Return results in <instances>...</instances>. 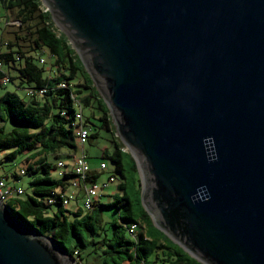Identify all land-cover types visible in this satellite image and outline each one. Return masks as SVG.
<instances>
[{
	"label": "water",
	"instance_id": "95a60500",
	"mask_svg": "<svg viewBox=\"0 0 264 264\" xmlns=\"http://www.w3.org/2000/svg\"><path fill=\"white\" fill-rule=\"evenodd\" d=\"M132 155L153 225L264 264V0H41ZM0 264H77L0 200Z\"/></svg>",
	"mask_w": 264,
	"mask_h": 264
},
{
	"label": "trees",
	"instance_id": "16d2710c",
	"mask_svg": "<svg viewBox=\"0 0 264 264\" xmlns=\"http://www.w3.org/2000/svg\"><path fill=\"white\" fill-rule=\"evenodd\" d=\"M0 2L4 15L12 13L18 22L13 40L3 43L4 49H0V163L26 153L30 154L25 160L35 159L24 170V174L32 175L30 192L10 194L5 200L14 217L51 237L77 264H202L153 225L141 204L140 178L133 157L129 171L134 188L128 191L127 170L122 160L125 146L115 135L108 108L41 0ZM43 50L49 62L41 56ZM40 57L44 63L39 62ZM79 80L81 83H75ZM60 81H65L66 86L59 87ZM9 83L13 85L11 89ZM81 88L86 92L82 94ZM17 89H25L26 94L20 96ZM28 89L44 90V93L29 95ZM71 95L80 108L81 103L90 106L92 101L96 102L98 116L93 111L84 116L81 109L86 127L93 123L92 119L97 120L96 129H90L89 139L97 137L100 129L110 132L113 145L110 159L122 179L118 183L121 195H114V202L107 205L98 202L89 211L80 207L70 210L62 205V195L66 194L68 180L74 175L52 177L50 170L56 168V163L45 159L52 155L57 161L62 148L77 146L73 131L76 109ZM62 110L66 115H61ZM12 174L15 180L19 178L16 172ZM0 175L9 178L7 174ZM51 197L54 201L47 203ZM97 206L116 208L117 218L106 223ZM132 224L136 226L135 235L129 231Z\"/></svg>",
	"mask_w": 264,
	"mask_h": 264
},
{
	"label": "rangeland",
	"instance_id": "374dc122",
	"mask_svg": "<svg viewBox=\"0 0 264 264\" xmlns=\"http://www.w3.org/2000/svg\"><path fill=\"white\" fill-rule=\"evenodd\" d=\"M44 6V5H43ZM45 7V6H44ZM4 11H3V7L1 5L0 2V49L3 48L4 49V44L6 41H11L13 40L14 37V31L17 28V24L18 22L15 20V17L12 13H10L9 15H7V19H6V15H4ZM56 26V25H55ZM57 30H59V28L56 26ZM60 31V30H59ZM41 56L47 60V62H49V58L47 57L46 51L43 50V52L41 53ZM48 65V64H46ZM75 83H81V80H79L78 82ZM13 85L11 83H9V89H11ZM82 94L86 92V90L82 89ZM17 93L20 96H24V94H26V90L25 89H17ZM75 105V104H74ZM94 105H96L95 101H92L90 106L84 105L83 103H81V109L82 112L85 115H89L90 111H93L95 113V116H98V114L100 113L99 110H97ZM76 109V106H75ZM109 113V112H108ZM110 115V114H109ZM93 123H89L88 126L90 127L91 130H95V123H97L96 119H92ZM107 149L106 152H104V149ZM84 149H85V153L86 156L88 157V159L95 164L96 166L99 164L100 161L105 162L106 164V169L108 171H111V173H113L115 175V178L117 179L116 182H111L109 184L108 187L104 188L105 192H113L115 191L116 196H120L121 195V190L117 189L118 188V184L119 182L122 181V179L120 178V176L115 172L114 170V162L110 159V154L113 151V145L110 142V132L104 129H100L98 132V136L95 138H92L91 143L89 141H87L84 144ZM68 151L73 152L72 148H62L60 153H59V158L61 161H63L65 164H69L71 162V158L72 156L69 154ZM103 151V152H102ZM130 157H132V155L130 154V152L128 151L127 147H125V153L123 154V163L124 166L126 168V172L125 174L128 177V191L131 192L132 189L134 188V184L131 183V171H129V164H130ZM24 159V155L23 154H18L14 159L11 160H4L3 163H0V172L3 173L4 170L8 172L9 177H11V179L13 178L14 183L16 186L22 187L24 189V192H30V180L32 179V175L31 174H23V175H18L21 169H25L26 168V164L24 163L25 161ZM47 160L52 163L55 164L56 163V159L54 158V156L52 155H48L47 156ZM4 164L3 168L2 165ZM66 169L69 168V166L67 165L65 167ZM106 170V171H107ZM59 169L58 168H52L50 170L51 176L54 178H59L61 177L59 175ZM106 171L101 174V178H107L108 173H106ZM13 172H16L17 175L19 176V178L17 180L14 179L13 176ZM7 181V179H5ZM9 180V179H8ZM100 183V182H98ZM117 187V188H116ZM110 193H107V195H103L102 197V201L103 204H109L112 203L116 200V196H114ZM3 202V201H2ZM70 210H75V207H80L83 211V197L82 194L79 193L78 196V202L74 203L72 202L69 206ZM97 209H99L102 212V217L104 219V221L106 223H109L110 221H112L113 219L117 218L118 216V210L114 207H99L97 206ZM122 211V209H120Z\"/></svg>",
	"mask_w": 264,
	"mask_h": 264
},
{
	"label": "built area",
	"instance_id": "2783aa9c",
	"mask_svg": "<svg viewBox=\"0 0 264 264\" xmlns=\"http://www.w3.org/2000/svg\"><path fill=\"white\" fill-rule=\"evenodd\" d=\"M40 63H44L42 57L39 58ZM7 79L4 78L5 82ZM59 87H65V81H60L58 83ZM33 92H39V89H28L27 94L33 95ZM44 92H42L43 94ZM72 96V100L75 101V96ZM76 115L74 119V135L76 137L77 145L83 147L90 136V128L86 127L83 121V115L79 102L75 101ZM61 115H66L64 110L61 111ZM66 164L60 159L56 161V168H58L59 175L62 176L64 173H72L74 177L70 178L69 184L66 187V194H63V206L68 207L72 202L78 201L79 193L83 197V208L85 211H89L91 205H96L99 200V194L102 189L107 187L109 183L115 181V175L109 173L107 178L100 183L91 180V172L89 165L86 161L85 154L81 151L75 154L72 158L71 167L69 171L64 170ZM100 169L106 167L105 162H101L99 165ZM25 169H21L18 175L24 174ZM24 189L22 187L16 186L14 184L8 183L3 176L0 175V200L4 198L7 194H22ZM54 199L51 197L47 200V203H52ZM136 226L132 224L129 226V231L132 235H135Z\"/></svg>",
	"mask_w": 264,
	"mask_h": 264
},
{
	"label": "crops",
	"instance_id": "0c3cea01",
	"mask_svg": "<svg viewBox=\"0 0 264 264\" xmlns=\"http://www.w3.org/2000/svg\"><path fill=\"white\" fill-rule=\"evenodd\" d=\"M6 19H7V17H6ZM1 50H2V48H1ZM88 128H90L89 126H88ZM87 141H89L90 143H91V141H92V139H88ZM61 151V150H60ZM60 151H59V153H60ZM83 152L84 154H85V156H86V153H85V149H84V145H83V147H81V146H79V145H77L74 149H73V152H71V151H68L69 152V154L72 156V158H73V156L75 155V154H78V153H80V152ZM107 151V149L105 148L104 149V152H106ZM103 152V151H102ZM30 153H26L25 155H24V160H25V158L26 157H29L28 155H29ZM71 158V159H72ZM46 159V161L47 162H49L48 160H47V158H45ZM59 160V159H58ZM33 161H35V159H32V160H25V164H28V163H32L33 164ZM86 161H87V164L89 165V168H90V172H91V174L92 175H94V181L95 182H101V181H103V180H105V178H101V174H103L107 169H106V167L104 168V169H100V167H99V165H100V163L101 162H103V161H100L99 162V164L96 166L95 164H93L89 159H88V157L86 156ZM37 162H40V160L39 161H37ZM71 162H72V160H71ZM71 162L69 163V164H66V166L68 165L69 166V168L68 169H66V168H64V170H66V171H69V169H70V167H71ZM3 166H4V164L2 165V168H3ZM106 173H108V175H109V173H111V171H106ZM0 174H7V176L6 177H9V174H8V172L7 171H5L4 170V172L3 173H1L0 172ZM9 180H7V182L8 183H11V184H14L15 185V183H14V180H13V178L11 179V177H9L8 178ZM116 180L117 179H115V181L114 182H116ZM110 184V183H109ZM118 184V183H117ZM109 186V185H108ZM107 186V187H108ZM118 186V185H117ZM106 188V187H105ZM117 188V187H116ZM118 189V188H117ZM107 193H110V194H112V195H114L115 194V191H113V192H105V189H102L101 191H100V194H99V198H98V200H99V202H101V203H103V201H102V197H103V195L105 194V195H107ZM78 202V201H77ZM77 202H74V203H77ZM68 209H69V207H67ZM78 208V207H77ZM76 207H75V209H77Z\"/></svg>",
	"mask_w": 264,
	"mask_h": 264
},
{
	"label": "bare ground",
	"instance_id": "6f19581e",
	"mask_svg": "<svg viewBox=\"0 0 264 264\" xmlns=\"http://www.w3.org/2000/svg\"><path fill=\"white\" fill-rule=\"evenodd\" d=\"M43 91H44V90H39V93H41V92H43ZM75 101H77L76 98H75ZM75 101H74V104H75ZM75 115H76V110H75ZM73 131H74V128H73ZM8 196H10V194H7L4 198H2V199H1V202L3 201V203H6L5 200L7 199ZM62 197H63V195H62ZM62 203H63V202H62ZM6 204H7V203H6ZM91 207H92V205H91ZM91 207H90V208H91Z\"/></svg>",
	"mask_w": 264,
	"mask_h": 264
}]
</instances>
